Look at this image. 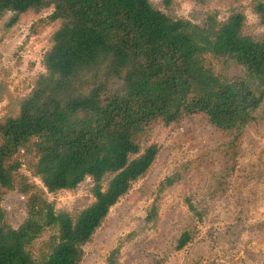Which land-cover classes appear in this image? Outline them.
Listing matches in <instances>:
<instances>
[{
    "label": "trees",
    "instance_id": "obj_1",
    "mask_svg": "<svg viewBox=\"0 0 264 264\" xmlns=\"http://www.w3.org/2000/svg\"><path fill=\"white\" fill-rule=\"evenodd\" d=\"M171 2L163 0L167 8ZM249 5L252 26L240 3L225 15L188 20L150 0H0V21L10 16L6 29L30 17H42L31 28H53L43 72L25 95L0 79V264H79L169 132L200 143V157L214 159V183L222 185L243 144L264 136V0ZM181 173L160 183L139 231L158 227L161 200L183 181ZM86 180L93 196L86 208L56 210L48 201ZM9 193L25 199L16 228L2 207ZM194 232L188 218L172 249H183ZM117 256L115 249L107 264Z\"/></svg>",
    "mask_w": 264,
    "mask_h": 264
},
{
    "label": "rangeland",
    "instance_id": "obj_2",
    "mask_svg": "<svg viewBox=\"0 0 264 264\" xmlns=\"http://www.w3.org/2000/svg\"><path fill=\"white\" fill-rule=\"evenodd\" d=\"M150 1L163 12L169 9L175 17L188 20L210 11L225 15L229 5L240 3L247 25L255 24L250 0H206L203 8L198 0H172L170 8L164 6L163 0ZM9 17L0 21V79L6 81L12 94L25 95L34 76L43 72L41 59L50 47L53 28H31L42 17H30L6 29ZM5 104V100L0 103V117ZM157 144L159 153L151 168L110 209L84 246L79 264H107L115 249L117 264H264V136L243 144L235 169L223 178L222 185L214 183L218 177L214 159L200 157L202 147L197 141H182L172 131L158 138ZM22 172L30 176L25 167ZM180 172L183 181L161 200L158 227L139 231L160 183ZM32 180L41 188L38 179ZM91 187L86 180L74 192L60 191L47 195V199L56 210L80 211L93 201ZM24 203L25 199L15 193L7 194L2 202L13 228L25 218ZM188 218L195 226L192 241L174 251V237ZM131 233L133 237L127 238Z\"/></svg>",
    "mask_w": 264,
    "mask_h": 264
}]
</instances>
